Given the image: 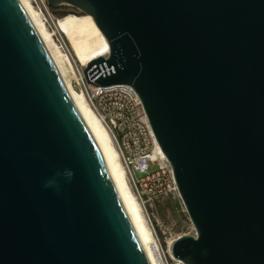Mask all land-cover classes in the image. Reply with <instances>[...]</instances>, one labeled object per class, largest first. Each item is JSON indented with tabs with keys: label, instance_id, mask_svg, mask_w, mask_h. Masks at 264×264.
Instances as JSON below:
<instances>
[{
	"label": "water",
	"instance_id": "water-1",
	"mask_svg": "<svg viewBox=\"0 0 264 264\" xmlns=\"http://www.w3.org/2000/svg\"><path fill=\"white\" fill-rule=\"evenodd\" d=\"M93 17L196 235L186 264H264V0H48ZM0 264H149L89 129L19 0H0Z\"/></svg>",
	"mask_w": 264,
	"mask_h": 264
},
{
	"label": "bare ground",
	"instance_id": "bare-ground-1",
	"mask_svg": "<svg viewBox=\"0 0 264 264\" xmlns=\"http://www.w3.org/2000/svg\"><path fill=\"white\" fill-rule=\"evenodd\" d=\"M19 2L37 30L58 75L97 144L109 176L115 186L147 261L149 264H162L160 247L152 242L153 239L151 238L150 229L147 225L144 208L131 191L127 170L121 163V153L116 147L113 135L101 122L96 110L87 103L84 95L74 89L73 75L66 66L67 60H69L72 65L74 61L71 59H76V62L78 61L80 65H82L81 68L76 64V70L82 77L85 73L83 67L85 68L90 62L100 57L106 58L108 56L109 44L106 37L95 23L93 17L89 14H86L84 17L72 15L61 19L56 24V32L66 39V47L72 56V58H70L71 56L68 53L65 54L60 49V46L54 38V33L48 30L41 12L35 8L32 0H19ZM40 2H42L46 11H48L45 0H41ZM71 68H75L74 64ZM159 151L162 156L166 158L160 146ZM192 235H196V232L194 231ZM173 242L174 241H171L169 243L168 248L171 255Z\"/></svg>",
	"mask_w": 264,
	"mask_h": 264
},
{
	"label": "built area",
	"instance_id": "built-area-1",
	"mask_svg": "<svg viewBox=\"0 0 264 264\" xmlns=\"http://www.w3.org/2000/svg\"><path fill=\"white\" fill-rule=\"evenodd\" d=\"M38 3L37 0H32ZM90 100L111 131L136 198L143 205L168 194H179L173 168L159 151V144L142 101L130 84L91 87ZM155 168L154 170H150ZM142 174V175H139ZM167 264H186L170 256Z\"/></svg>",
	"mask_w": 264,
	"mask_h": 264
},
{
	"label": "rangeland",
	"instance_id": "rangeland-1",
	"mask_svg": "<svg viewBox=\"0 0 264 264\" xmlns=\"http://www.w3.org/2000/svg\"><path fill=\"white\" fill-rule=\"evenodd\" d=\"M37 1L38 3H35L34 1L32 2L35 8L41 12L48 30L51 33H54V38L56 39V42L60 46L62 52L65 54L68 53L71 56L68 48L66 47L67 45L66 39L62 35L56 32V24L61 19L67 16L76 15L79 17H84L86 13L83 12L78 13L75 12L74 10L71 9L69 10L67 7H57V8L53 7L51 4H49L48 0H45V4L48 10L46 11L45 6L42 4V2H40L41 0H37ZM70 58H72V56ZM71 60L74 61L73 64L75 68L74 69L71 68L73 64L71 65L69 60L66 61V66L69 68L71 74L73 75L74 89L77 92H81L84 95L87 103L92 108H94L93 103L90 100L91 97L90 90L94 84L89 81L85 73L81 77L79 75V72H77L76 64L77 66H80L82 68L80 62L78 61L76 62V59L74 58H72ZM86 68L87 66L85 68L83 67L84 71ZM121 163L123 164L122 160ZM154 169L155 168H151L150 170L152 171ZM128 182L132 193L136 197L135 186L133 183H131L129 177H128ZM140 204L144 208V213L147 218V225L148 228L150 229L151 238L153 239L152 242L156 244L158 247H160L162 264H167V261H170L171 258L170 257L171 254L168 251L169 243L171 241H174L179 236L185 234H192L195 231L194 225L189 217L186 207L179 194H168L161 197L158 200H155L150 204H146V205H143L142 203Z\"/></svg>",
	"mask_w": 264,
	"mask_h": 264
}]
</instances>
